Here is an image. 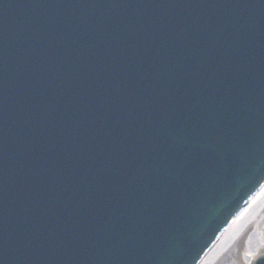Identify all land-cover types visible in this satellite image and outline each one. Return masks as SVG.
I'll return each instance as SVG.
<instances>
[{
    "label": "water",
    "instance_id": "95a60500",
    "mask_svg": "<svg viewBox=\"0 0 264 264\" xmlns=\"http://www.w3.org/2000/svg\"><path fill=\"white\" fill-rule=\"evenodd\" d=\"M263 182L264 0H0V264H196Z\"/></svg>",
    "mask_w": 264,
    "mask_h": 264
},
{
    "label": "bare ground",
    "instance_id": "6f19581e",
    "mask_svg": "<svg viewBox=\"0 0 264 264\" xmlns=\"http://www.w3.org/2000/svg\"><path fill=\"white\" fill-rule=\"evenodd\" d=\"M264 247V189L240 214L201 264H248Z\"/></svg>",
    "mask_w": 264,
    "mask_h": 264
}]
</instances>
